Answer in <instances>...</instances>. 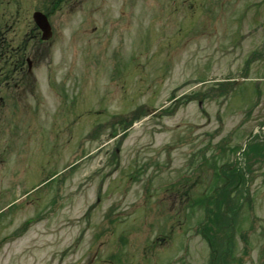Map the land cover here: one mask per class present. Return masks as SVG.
Returning <instances> with one entry per match:
<instances>
[{"label": "rangeland", "instance_id": "374dc122", "mask_svg": "<svg viewBox=\"0 0 264 264\" xmlns=\"http://www.w3.org/2000/svg\"><path fill=\"white\" fill-rule=\"evenodd\" d=\"M263 151L264 0H0V264H264Z\"/></svg>", "mask_w": 264, "mask_h": 264}]
</instances>
